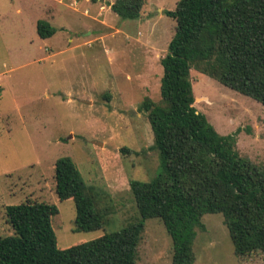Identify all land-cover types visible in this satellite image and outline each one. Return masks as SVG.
<instances>
[{
	"label": "rangeland",
	"instance_id": "obj_1",
	"mask_svg": "<svg viewBox=\"0 0 264 264\" xmlns=\"http://www.w3.org/2000/svg\"><path fill=\"white\" fill-rule=\"evenodd\" d=\"M114 0H0V236L12 233L6 205L54 204L56 246L65 248L138 220L129 181L150 180L158 166L139 105L160 102V58L175 29L165 15L178 0H145L138 19L122 20ZM56 28L48 38L35 29ZM193 106L222 135L235 133L241 156L264 164V105L191 69ZM68 156L86 185L103 192L106 222L74 231L75 206L55 193L54 162ZM193 264H264L233 253L222 215L204 214ZM160 220H145L136 264H172Z\"/></svg>",
	"mask_w": 264,
	"mask_h": 264
},
{
	"label": "trees",
	"instance_id": "obj_2",
	"mask_svg": "<svg viewBox=\"0 0 264 264\" xmlns=\"http://www.w3.org/2000/svg\"><path fill=\"white\" fill-rule=\"evenodd\" d=\"M145 0H114L110 10L122 20L138 19ZM165 15L175 21L160 58V102L145 98L157 153L156 174L131 180L138 220L117 230L56 246L51 217L54 204L24 201L6 205L12 233L0 236V264H136L145 220L161 221L172 243V264H193L192 243L207 213L222 215L233 253L264 257V164L241 156L235 133L219 134L193 106L191 69L264 105V0H178ZM40 38L56 28L35 23ZM55 193L75 206L74 231L98 230L107 210L103 192L86 185L68 156L54 162Z\"/></svg>",
	"mask_w": 264,
	"mask_h": 264
},
{
	"label": "crops",
	"instance_id": "obj_3",
	"mask_svg": "<svg viewBox=\"0 0 264 264\" xmlns=\"http://www.w3.org/2000/svg\"><path fill=\"white\" fill-rule=\"evenodd\" d=\"M111 3H112V2H111ZM111 3H110V4H111ZM110 4H109V8H110ZM48 22H49V21H48Z\"/></svg>",
	"mask_w": 264,
	"mask_h": 264
}]
</instances>
